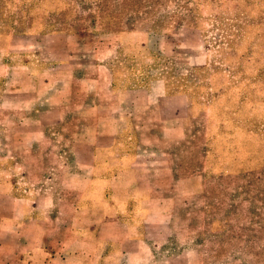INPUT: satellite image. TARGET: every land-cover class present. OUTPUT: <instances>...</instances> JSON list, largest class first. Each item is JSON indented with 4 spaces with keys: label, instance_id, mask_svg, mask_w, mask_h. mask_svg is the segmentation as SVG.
Returning <instances> with one entry per match:
<instances>
[{
    "label": "crops",
    "instance_id": "crops-1",
    "mask_svg": "<svg viewBox=\"0 0 264 264\" xmlns=\"http://www.w3.org/2000/svg\"><path fill=\"white\" fill-rule=\"evenodd\" d=\"M52 26L0 25V264H38L29 256L40 239L60 238L57 227L27 228L49 206L69 223L64 250L77 262L68 264L95 254L156 264L154 243L170 239L181 244L160 264H205L202 242L226 219L210 146L189 144L187 94L148 75L126 83L140 72L119 61L118 37ZM55 248L45 264H64Z\"/></svg>",
    "mask_w": 264,
    "mask_h": 264
},
{
    "label": "rangeland",
    "instance_id": "rangeland-1",
    "mask_svg": "<svg viewBox=\"0 0 264 264\" xmlns=\"http://www.w3.org/2000/svg\"><path fill=\"white\" fill-rule=\"evenodd\" d=\"M0 25H61L92 39L118 37L119 61L140 72L126 83L141 84L148 75L186 93L187 132L196 135L189 144L210 146L218 181L213 201L226 219L215 228L218 236L202 242L205 264H264V0H0ZM35 165L28 163L33 182L42 176ZM56 210L49 206L46 219L33 213L28 221L61 235L40 239L41 253L29 256L38 264L55 256L56 246L59 262H77L66 257L69 223L58 224ZM180 244L156 241V264ZM129 256L95 254L88 264H131Z\"/></svg>",
    "mask_w": 264,
    "mask_h": 264
}]
</instances>
